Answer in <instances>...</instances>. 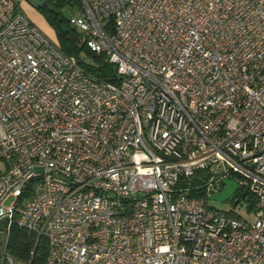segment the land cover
<instances>
[{
  "label": "built area",
  "instance_id": "1",
  "mask_svg": "<svg viewBox=\"0 0 264 264\" xmlns=\"http://www.w3.org/2000/svg\"><path fill=\"white\" fill-rule=\"evenodd\" d=\"M22 1L0 0V231L44 238V264H264V0H78L112 81ZM212 166L254 222L209 207L212 182L189 195Z\"/></svg>",
  "mask_w": 264,
  "mask_h": 264
},
{
  "label": "trees",
  "instance_id": "2",
  "mask_svg": "<svg viewBox=\"0 0 264 264\" xmlns=\"http://www.w3.org/2000/svg\"><path fill=\"white\" fill-rule=\"evenodd\" d=\"M79 5L78 0H44L38 6L45 12L47 20L54 25L59 38V46L62 52L67 55L79 57L85 51V56L91 59L88 65H84L96 77L112 81L115 76V66L107 62L103 55H97L87 49L81 41V33L73 28L69 23V15L67 18L62 17L57 8L69 6V10L73 13L74 8ZM71 14V13H70ZM234 178H238L237 174H232ZM210 174L208 170H201L197 172L188 182L190 188L189 195L192 197L203 196L206 194L208 178ZM213 180H215L213 178ZM214 182V181H212ZM186 182L182 181L180 186H186ZM221 188L219 187L218 190ZM249 196L251 205L255 204L254 198L248 190L242 186L241 191L233 198L239 199ZM232 198V199H233ZM230 214L234 215L232 211ZM3 227V225H2ZM6 234L4 256L9 255L18 264H44L47 255V243L44 238H36L35 234L27 231L24 228L11 224ZM1 264H8L5 257H3Z\"/></svg>",
  "mask_w": 264,
  "mask_h": 264
},
{
  "label": "rangeland",
  "instance_id": "3",
  "mask_svg": "<svg viewBox=\"0 0 264 264\" xmlns=\"http://www.w3.org/2000/svg\"><path fill=\"white\" fill-rule=\"evenodd\" d=\"M79 7V5H76ZM21 7L23 11L25 12L26 16L30 19V21L36 25L49 39L52 41L58 43V32L54 25L50 24V22L47 20L45 12L41 10L39 7L31 4L28 1H22ZM57 11L60 12L62 17L67 18L70 13H72L69 10V6L57 8ZM75 28V26H72ZM84 55L86 54L85 51L82 52ZM87 55V54H86ZM2 161L0 160V165ZM223 167L216 168L215 166L211 167V170L209 172L210 176L208 178L209 182H212L211 189H215L218 180H213L215 178V175H221L223 173ZM238 181L241 182L242 179L238 177ZM241 186V183H240ZM241 191V190H240ZM240 197L233 198L227 201H216V200H210L208 197L206 198L207 205L209 207L221 210V211H232V213L237 216L240 220L252 223L256 219L257 214V208L255 207L256 204L251 205V202L249 201V196L243 197L239 199ZM13 200V197H10L6 204H9ZM5 240H6V234L4 231H0V264L2 263L3 257H4V246H5Z\"/></svg>",
  "mask_w": 264,
  "mask_h": 264
},
{
  "label": "water",
  "instance_id": "4",
  "mask_svg": "<svg viewBox=\"0 0 264 264\" xmlns=\"http://www.w3.org/2000/svg\"><path fill=\"white\" fill-rule=\"evenodd\" d=\"M44 0H32V4L35 6H40ZM222 188L208 196L210 200L216 201H227L230 200L236 189L238 188V183L236 180L229 178H222L220 181Z\"/></svg>",
  "mask_w": 264,
  "mask_h": 264
},
{
  "label": "flooded vegetation",
  "instance_id": "5",
  "mask_svg": "<svg viewBox=\"0 0 264 264\" xmlns=\"http://www.w3.org/2000/svg\"><path fill=\"white\" fill-rule=\"evenodd\" d=\"M229 179L236 180L233 176H230ZM217 187L222 188L221 183H218V184H217ZM241 187H242V186L238 185V188L236 189V191L234 192V194L232 195V197H231L230 199H232L233 197H235V196L240 192Z\"/></svg>",
  "mask_w": 264,
  "mask_h": 264
},
{
  "label": "crops",
  "instance_id": "6",
  "mask_svg": "<svg viewBox=\"0 0 264 264\" xmlns=\"http://www.w3.org/2000/svg\"><path fill=\"white\" fill-rule=\"evenodd\" d=\"M1 160V159H0ZM2 161V163H1V165H0V173H2L4 170H5V168H6V166H7V163L8 162H6L5 160H1Z\"/></svg>",
  "mask_w": 264,
  "mask_h": 264
}]
</instances>
